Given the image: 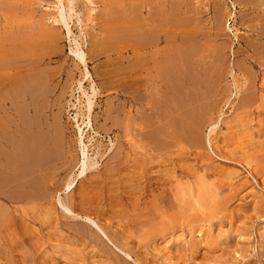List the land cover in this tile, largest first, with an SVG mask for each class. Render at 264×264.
Masks as SVG:
<instances>
[{"label": "bare ground", "instance_id": "bare-ground-1", "mask_svg": "<svg viewBox=\"0 0 264 264\" xmlns=\"http://www.w3.org/2000/svg\"><path fill=\"white\" fill-rule=\"evenodd\" d=\"M3 1H5V0H3ZM45 1L46 0H43V2H45ZM228 1L231 3V5H230L231 8L236 9L235 6H233L236 1H234V3L231 0H228ZM248 1H250V0H248ZM258 1L261 2V0H257L256 2H258ZM38 2L39 1H37V0H20V1L17 0L14 3H12L13 6H11V4L9 5V2L7 4L4 3L5 5L2 7L0 4V56H2L3 53H5L7 55H13L15 60H16L15 65H14L15 68L16 67L17 68L26 67V68L32 69V68H38V67L44 66L43 69L47 73L50 74L49 71L52 68L48 67V65L51 63L52 58L48 57L47 55L39 56L38 54H40L42 52H40L38 50L43 49V47L45 48L47 45L53 44L54 42L58 43V41L63 37V36L61 37L59 35V31H61L62 29L59 31H58L59 28L57 29L58 34L51 33V34L44 36L43 34H44L45 29L43 30L42 28L43 27L47 28L48 26H49V29L50 28L56 29L57 28L56 26L64 28L66 30V36L68 38H70L68 43L71 41V39H72V42L76 43V44L73 43V45L75 46L74 49L71 47L72 49H70V50H71L73 56L78 61L77 67L78 66L83 67V68L81 67L83 70L82 74L80 73L82 76V80L80 79L81 81H79L77 84V85H79L80 89L82 90V81H84V80L88 81L89 80L91 83V81L93 80V79H91L92 76H91V73L89 72V69H88V65H89L90 61L94 60V58H98L99 54H100V56H101V54L102 55L104 54L103 56H105V54H106V56H105L106 59L105 60L101 59L102 62H100V64H99V62L97 63V64H99V66H101L100 67L101 69L98 70V71H100V73L96 74L95 76L99 75L100 77L98 76V78H101V75H102V78L103 79L105 78L107 80L105 82H107V83H108V80L110 79V82L108 84H110V85L112 84L111 85L112 88L115 87L116 83H114L113 81L111 83V80L118 82V84L116 85L117 87H115L116 88L115 96L118 99V106H119L118 109L115 108V111L118 110L117 111V113L119 115L118 119L120 120V121L118 120L120 125L118 127V133H117L118 147L116 148V152H117L116 154H112V155L108 154L107 155V157L109 156V158H108L107 162L105 161L106 163H103L101 165V167L96 165V166H98L96 168V170L95 171L92 170V169H94V165H95L94 162L96 163V161H94V162L93 161H91V162L86 161V159L90 160L88 158V153H87V151L89 149H88L86 143L84 142V139H85L84 138V132H85L84 127L90 126V119H88L86 122L83 121L82 122L83 126L81 124H79L76 120V122L78 123V131H79V133H78L79 134L78 135L79 140L77 139L78 140L77 143H79V147H78L79 148V158H78V161L75 165H77L78 162L81 161V163L78 164L79 168L81 166L80 171L78 173L79 175H83L85 173V171H87V170L89 172L90 171L91 172L89 173V175H85L83 178L80 179V181H81L80 186L76 187L77 184L75 185L74 183H73L74 186H72V181H64L62 179H61L62 182L63 181L64 182L62 184L60 183L58 186H56L55 183L58 180L57 179L58 174L61 171L67 170L68 167L70 168V166L75 167L74 165L72 166L71 165L72 163L70 162V160H68V156L70 155L69 154L70 153V144L68 143V145H64V142L62 141L63 138H60V136L58 135L60 133H58V127H57L58 125L56 123L50 124L49 121L45 120V116L42 119L41 115H39L40 114L39 112L42 109H44L42 107H45L48 104L45 105L42 102L43 104L41 106V102H40V106L38 105L39 108L41 107V110H40L37 108L38 107L36 105L37 103H35V100H34V103H35L34 109H37V111L36 110L35 111L38 114H37V116L34 115L35 118H33V119H32V117H29L26 119V115L24 117V114L29 113V111H30V109L28 107L29 105H27V107H28L27 109H29L27 112V110L25 109L26 108L25 103H27V102H25L24 104L22 103L23 105H25L24 108L18 102L21 109L22 108L25 109V110L22 109V111H25L24 113H22V112H20L21 110L18 107H16L18 110H20L19 112L23 114L21 116V114L18 112L19 116H21L19 118L22 119V117H23V119H26V120H21L22 124L19 123L20 129H19V127L17 129V127L14 124L17 123L16 121L18 119L16 120V118H15V121H14L13 116H11V114H9L11 116L10 119H12V121L14 123V124H12V122H11L10 125H14L15 129L12 130L11 128L6 127V125H5V128H9L11 130L8 131L6 134L4 133L5 135L1 133L3 131L0 132V139L4 140V142H0V183H1L0 184V190L3 191L7 187L6 189L7 190L9 189L11 191L10 192L11 199H10V197H8L9 195H7V194L4 196H7L10 200L13 199L14 202L15 201L16 202L18 201V203L21 202L22 204L19 203V205L15 204V205H10V206H7L6 208H4L5 205H3V207H2L1 206L2 204L0 202V206H1L0 207V245L2 246V248L5 251H7V253L9 252L10 256H12V257L17 256L18 258H16V259L14 258V260L16 262H17V260H19V262H18L19 264H20V262L21 263L23 262V260L21 258H23L25 260L24 262H26V261H28L27 259H29L30 257H31L30 262L31 261L32 262L29 264L34 263V261H35L34 264H59L60 262H63L64 264H77L76 260H78V259L74 258L73 256L72 257L67 256V255H70L69 252H66L62 255V256H64L63 259H60L61 257L58 258L56 256L51 257L48 255V253H45V252H44V254H42V253L40 254L37 252L39 250L40 246H42L44 243L42 238H44V236L46 238L52 237V236H50L51 235L50 231L47 232L48 235L46 236L44 234V232H42V230H44V229L47 230L48 228L51 227V225H54L56 228L57 227L60 228V227L65 226L68 229V234H66V233L65 234H58V235L56 234V236H55V233H53V237L55 239H60V240H63V242L68 243V244L65 243V245H76V244L83 243V244H93V245L98 246V244H101L100 250L103 252V254H105L104 257L107 258L105 260H108L109 255H107L108 251L106 249V246L104 244L103 239L108 240L111 244L118 245V247L120 244L125 245V246H127V250H128L129 244H131V245L135 244L134 245L135 247H140V248H142L144 246L143 249H144V251H146V253L144 255H151L152 259H155L156 255L154 257V255L151 254L152 252L148 248L147 245L152 244L151 242H153V240L155 238H160L162 240H165L167 243L169 241L170 244L167 245L166 248L165 247H163V248H165V249L170 248L171 249L172 252L170 251L168 253V255L172 259H174L176 257L174 264H178L177 257H178L179 250H181V248L184 249L185 247H187L188 249H192L193 251H195V249H194V248H196L195 246L201 240V236H200V238L197 237L198 238L197 239L195 237L197 234L195 235V233L197 231H201L200 230L201 224H203L208 218H210L211 213H214L215 210L222 208V209H224V211H227L230 214L231 209H229V205L227 203L232 201L234 197H236L239 200H243V202L241 203V206H240L241 212H242L243 210L250 208L249 205H251V204H250V202L247 201V197L250 194L256 195L259 192L257 190L259 188V187H257V184H260V186L264 190V165H263V163H264V148H263L264 137H261L260 136L261 134H259V136L261 137L260 140L257 139L256 137H255L256 140L246 139L248 141L244 144L245 148H243V150L247 149V150H245L246 153H244V155H246V156H244V158H246L244 160H246V163L248 165L246 167L247 168V174L245 175L247 180L244 179V181H241V182H239L237 178L241 177V174H243L244 170L240 171V170L235 169L233 167L232 168H229V167L226 168V166H224V165H220V167H218V165L213 164V161H210L209 164H207V166L204 168L203 172L198 175L199 171L196 172L195 168L192 169V167H190V169H189V168L183 167L182 165H178V168H180L179 172L177 171L178 170L177 168L168 169L164 165L163 166L161 165L162 166V167L160 166L161 168L156 169L153 165L154 162L151 161V156H149V154H151V153L159 152V155L161 156L160 159L158 158L159 161H162V160L164 161L167 158V151L169 149H170L169 151H172L173 149L175 150L176 147L173 145H177L180 148V149H178V151H183L185 149L180 143V140L182 141V139H183V141H185L184 140L185 137L182 136V134H180L181 133L180 131H184L183 130L184 128L181 126V128H183V129L182 130L180 129V131H179V128L178 129H176V127L173 128V125H172V127L170 126L172 128L171 131H169L170 128L168 130H165L166 128L162 129V127H165V123L163 121L167 122L168 125L171 124L167 121V118L165 120V117L167 116V114L165 115V113L167 111L165 110V113L163 114V112H164L163 108L158 109L157 106L154 107V105H153V102L155 101V103H156V99L158 100L159 99L158 96L160 97L161 94H162V97H160V98H163L164 96L167 98V96L165 94H167L169 96L168 93H170V92L166 93V91H168V90H172V93L174 95L173 97H175V93H177V91L176 92H175V90L173 91V89H174L173 86L170 87L172 85L171 83H173V82H170L171 85L169 83H167L168 85H170L169 86L170 89H168V90L166 89V91H162L163 89H161V91L159 90L160 95H158V96H157V94L154 95V97L155 96L157 97V98L155 97V99L151 98V96H153V92L150 91L151 85L154 84V83H152L153 77H154V73H152V70L154 68L152 69V67L153 66L155 67V65H152V61H154V59L156 58L154 56L160 53L161 58H160L159 62L161 64L163 59L166 60V57L169 56V55L163 56L162 53L170 54L171 51H174L175 53L172 52V55H173L172 58H174V56L177 57L178 54H180L182 56L184 54V52L187 51L185 49H182V48H184V45L182 46V44L179 45L180 47L182 46V48L178 49L179 46L177 48V45L179 43H182V42H179L177 45L175 44L176 45L175 48L173 47V44L175 43L174 41H176L175 39L172 41L173 43H169V42H171L170 34L172 36L171 39L175 38V36H174L176 34L175 32L176 31L178 32L180 30L178 28L179 30L176 29V31H174L175 28L169 27L173 24V22H171L169 25V18H170L169 15H170L171 11L175 9L177 11H175V12L173 11V12L175 14H177L176 15L177 17L178 16L180 17L181 14L178 12L181 10L180 9L181 6H184V5L186 6V8L183 7L184 10L187 9V10H185L187 12H184V13L187 14L189 11H191L192 13L189 12V14L194 15V16H196V14L197 15L200 14L202 12V10H206V9H199L196 5L193 4L194 3L193 0H52V2L56 4V6H54V8H56V11H54V10H51V11L43 10L42 11L41 10L42 13H40V16L42 15V18L39 20V22L38 21L22 22V18H21L22 15L21 14H24L23 13L24 10L31 9L34 12H36L37 10H39V8L41 9L43 3L41 0L39 3ZM94 2L95 3L98 2L101 5V8H102L101 11L102 12L100 10L99 11L101 12L102 15H100V12L98 15H97V12H96V14L94 13L93 15L98 16L100 18V21H101V22L100 21L99 22L103 23L104 26L100 23L98 24V22L96 21L97 24L100 25L98 28H100L102 25L103 29L101 31H100V29L102 27L99 29V31L97 30L98 32L96 30L93 31V29L91 27V28L86 29L85 33L83 32V34H85V35H82L83 37L85 36V39L84 38L83 39L87 40V43L89 42L88 44H90V46L91 45H96V46L99 45V48H100V50L97 49V51H95V49L97 47H94V51H92V53L95 52V54H92L91 52L88 53V51L86 50L88 53L87 54L83 49V45H84L85 41H83V43L78 42V41H76L77 37L76 38L73 37V28H72L73 23H72V25H70V21L73 22V18L76 17L77 21L80 22L81 16H79L80 14H79V12H77V9H78L77 7H79V5H81L82 7H85L89 10H94V8H93V6L95 4ZM0 3H2V2H0ZM221 3H222L221 0H211L210 5H208L209 9H212V11H214V13H215V15L213 17L216 16L215 18H217V19L220 18L221 20L222 19H226V20L230 19L232 17V15H234L233 14L234 12H232V10H230V9H227V7H226V9L225 8L223 9L222 6H220ZM200 4L201 3H199V5ZM261 4H263V3L261 2ZM187 6L189 9L187 8ZM257 6H258V4H257ZM209 9H208V11H209ZM203 12L205 13V11H203ZM174 13H172V14H174ZM204 13H202V14H204ZM206 13H207V11H206ZM242 13L243 12H241V14ZM32 14H33V12H32ZM172 14H171V17H175V14H174V16ZM186 14H184V15H186ZM189 14H187V15H189ZM187 15H186V17H187ZM190 15H189V17H190ZM254 17H256V14L254 15ZM190 18L193 19L192 16ZM190 18H188L189 21H190ZM257 18L260 20L261 19L260 15ZM94 19H96V18H94ZM174 19L177 21L176 18H174ZM188 19L186 18L187 21H188ZM220 19H218V22ZM75 21L76 20H74V22ZM262 21H263V19H262ZM79 22H77V24ZM193 22L194 21H191L192 24H193ZM81 24H82V21H81ZM181 24H184V23H181ZM258 24L260 25L259 22H258ZM187 25L188 24L186 23L185 26H187ZM195 25H197V23H195L193 25V28ZM174 26L178 27L177 24ZM189 26H191V25H189ZM167 27L170 28V29L168 28L169 33L166 31L167 33H165V34H167V35L169 34V37L167 35L163 34V32H165L164 30H167L166 29ZM183 27H180V28H183ZM172 28H173V30H172ZM184 28H186V27H184ZM197 28H198V26H197ZM199 28H203V27H199ZM262 29H264V28H262ZM83 30H85V29L83 28ZM191 30H192V27H191ZM194 30H192L191 32L195 33ZM45 31L47 32V30H45ZM171 31H174V35ZM206 32H207V30H206ZM180 33H181V31H180ZM183 33H186V35H187V33H190V32H185V30H184ZM183 33H181V34H183ZM41 34L44 36L43 38L41 37ZM200 34H201V30H200ZM184 35L183 36L181 35V36L184 37ZM186 35H185V37H187ZM87 36H88V39H87ZM178 36H180V35H178ZM205 36H207V34ZM182 37H179L180 41H183L185 39V38H183L181 40ZM194 38L196 39L195 34H194V37L191 36V39H194ZM206 38H204V39H206ZM119 39H122L124 41L129 40V43H131L130 40H133L132 42H135V46L132 43L133 45H130V47H123V48H133L132 50H126V51L131 53V55H129L130 57H125L124 54H122V52H123L122 50L120 51L122 54L121 56H118L117 58L116 57L115 58L110 57L111 53L115 52L113 50V48L116 49L115 47L117 45L116 43H113L114 45L116 44L114 46L112 44V40L115 41V40H119ZM194 40H192V41H194ZM250 40L251 39L249 38V41ZM109 41H111L110 43L112 44V46H110V47H109V45H111V44L109 43ZM185 41H187V40L185 39ZM164 42H167L165 44H167L168 46L164 45L166 48H163V47L158 48V46ZM176 42H178V41H176ZM199 42L200 41H198V43ZM108 43H109V45H105ZM120 43L118 44V47H119V45H123L122 42H120ZM193 43L194 44H191V45L195 49L197 47L198 43L197 42H193ZM196 43H197V45L195 46ZM249 43H248V45H249ZM251 43L254 44V42H251ZM125 44H126V41H125L124 45ZM186 45H187V43H186ZM186 45H185V47H186ZM188 45H187V49L189 47ZM126 46H128V45H126ZM132 46H134V47H132ZM198 47H200V46H198ZM249 47L251 48V45ZM261 47H262V45H261ZM176 48H177V50H176ZM194 49H192V50H194ZM29 50L35 51L36 55L34 54L33 56L28 57L29 58L28 63L24 64L26 62L25 59H28L27 55L25 53H27ZM111 50H113V51H111ZM116 50H118V48ZM178 50H180V51H178ZM183 50H184V52H182ZM196 50H197V48H196ZM203 50L204 49H202V50L200 49L198 51H199V53L200 52L202 53ZM176 51H178V52H176ZM36 52L37 53L39 52V53L37 54ZM180 52H182V54ZM192 52H194V51H191V54H193ZM194 53L196 54V52H194ZM235 53H237V52H235ZM195 54H193V55H195ZM185 55H186V52H185ZM162 56H163V58H162ZM170 56H171V54H170ZM176 57L173 60L171 59L172 61L171 60H169V61L166 60V62L163 61V64L167 65V63H168V65H169V63H170V66L171 65L175 66L176 64L180 63V61L178 62V60H180V58L178 57V59H177ZM189 57L192 60L193 56L189 55ZM205 57L204 58L201 57V58H203L205 60ZM170 58H168V59H170ZM181 58H182L181 59L182 62H184L185 60L183 61V59L185 58V56H184V58H183V56ZM186 58L188 59V56ZM161 59H162V61H161ZM176 59H177V62H176ZM187 59H186V62H188ZM190 59H189V62L192 63L190 61ZM174 60H175V63H174ZM207 60H205V61H207ZM171 62H173V63H171ZM2 63H1V65H2ZM116 64H117V66H116ZM180 64H178V65H180ZM182 64L187 65L188 63H182ZM260 64H262V63H260ZM3 65L7 66L6 64H3ZM3 65L0 67L1 68L0 71L1 70L3 72L8 71L9 70L8 67H4ZM165 65H164V68L165 69L167 68L166 69L167 73H166V70H164V68H163L164 72H161L158 69H157V71H159L162 74L164 73V75L167 78L164 75L163 76L161 75V77L156 78L157 75H155L156 76L155 78L157 80L162 79L161 84L164 86L166 85L167 81L163 82V78L168 80V78H170L172 75L171 73H174L172 69H170V70L168 69V65H167V67H165ZM201 66L202 65H200V67ZM3 67L6 69H3ZM64 67L65 66H63V67L60 66L59 70L63 69ZM191 67H192V65H191ZM191 67L189 66L186 70L188 71L189 68H191ZM192 69H194V68H191L190 70L192 71ZM200 69L201 68H199V70ZM174 70H176V69H174ZM201 70H203V69H201ZM207 70H208V68H207ZM157 71L155 72L156 74H157ZM189 72L190 71H188V73ZM207 72L208 71H206V73ZM9 73H11V72H9ZM160 73H158V74H160ZM169 73H170V76H169ZM177 73H178V71H177ZM180 73H181L180 75L182 76L183 71L181 72V70H180ZM5 74L7 75V72ZM173 75H172V77L175 76V78H173L172 81H174V79H176V77L178 79H180L179 75L178 76H176L177 74H175L174 76ZM190 76L191 75H187L188 78L192 79V77H190ZM193 76H195V75H193ZM9 78H10V76H9ZM188 78L186 80L189 82L190 80H188ZM204 78L205 77L203 76V79ZM10 79L14 80L15 77H14V79H12V78H10ZM20 79H22V78H20ZM67 79H68V77H67ZM156 79H154V80H156ZM193 79H196V78H193ZM170 80H171V78H170ZM198 80L199 79H197V81ZM181 81H183V80H181ZM181 81H178V82H181ZM195 81L196 80H194L193 82H195ZM19 82H20V80H19ZM14 83H15V81H14ZM22 83L21 84L16 83V84L23 85ZM93 83H94V81H93ZM174 83H175V81H174ZM181 83H177L176 86H178V85L181 86L180 88H182L181 91L183 93V87L184 86H182L183 84L181 85ZM94 84L91 83L92 87L90 86L92 88L91 89L92 93L90 95L86 96V106L85 107H87L86 109L89 112L91 110H93L92 106L95 105L92 98L95 97V95H98V93H99V91L97 93L98 89H96L93 86ZM197 84L196 85L199 87L200 84L198 82H197ZM206 84H208V83H206ZM263 84H264V82H263ZM13 85L16 86L15 84H13ZM36 85H35V87H36L35 89L38 88ZM113 85H114V87H113ZM155 85H156V83H155ZM25 86L26 85L20 86L21 87L20 88L18 85L17 87H19L20 89H22L24 87V89H25ZM111 86H110V88H111ZM176 86H174V87H176ZM139 87H140V89L142 87H144L145 91L149 92L150 99H147L146 96H144V99H146V100L142 99V97H138V96H140V95H138ZM152 87H153V89H156V91H157V89H160V86L158 84L156 85V87L153 85H152ZM169 87H167V85H166V88H169ZM14 88L15 87H13V90H14ZM53 88H54V86H53ZM10 89L12 90V88H10ZM24 89H22V90H24ZM27 89L29 90L28 86L26 87V91H27ZM51 89L52 88H50L49 90H51ZM83 89H84V87H83ZM101 89L106 90V87L102 88V86H101ZM207 89H208V87L206 88V90ZM81 90H78V91H81ZM142 90H143V88H142ZM252 90L253 91H251V92H253L254 96L257 95L258 91L255 89V86H253ZM18 91H19V89H18ZM18 91H17V89H16V92L13 91L14 93H16L15 95H14V93L11 92V94H13V98L17 96L18 101H20V99L23 100V98L25 100V95L27 93L25 94V91H24V93L19 91L20 94L22 93V95H21L22 98L20 96V99H19L20 94H18L19 93ZM112 91H113V89H112ZM145 91L143 90L140 94H143V92H145ZM181 91H179V92L181 93ZM192 91L191 92L189 91V93H192ZM4 92H6V91H4ZM50 92L52 93V91H50ZM50 92H49V94H50ZM157 92L154 91V94ZM197 92H200L197 94H201V91H197ZM208 92H209V90H208ZM211 92H212V90H211ZM163 93H165L164 96H163ZM33 94L34 93L32 92V95ZM183 94H185V93H183ZM183 94H181V95L176 94V95H179L181 97V96H183ZM205 96H207V94ZM180 97H178V98H180ZM195 97H196V94L193 98H195ZM257 97H258V95H257ZM263 97H264V95L260 96L261 99ZM138 98H141L143 101H145V102H142L139 107L136 106ZM166 98L159 99V100H161L160 102H162V100H164ZM184 98L186 99L185 96H184ZM187 98H192V97L190 95L189 97L187 96ZM200 98H201V96H200ZM141 99H138V100L140 101ZM176 99H177V97H176ZM242 99H243V97H242ZM24 100L22 102H24ZM167 100L169 103V101H170L169 98H167ZM198 100L200 102V99H198ZM7 101H9V100L7 99ZM45 101H46V99H45ZM58 101H59V97H58ZM178 101H181V100L177 99V102ZM186 101L187 100H185L183 102L185 103ZM16 102L17 101L11 102L13 104V107H14V105L17 104ZM46 102L48 103V100ZM201 102H202V100H201ZM203 102H205V101H203ZM11 103H10V105H12ZM110 103L108 104V107L111 106L112 103L111 104ZM165 103H167V102L164 101V104ZM186 103H188V102H186ZM107 104H106V107H107ZM157 104H158V102H157ZM159 105H160V103H159ZM181 105H182V101H181ZM165 106H166V104H165ZM238 106H240V104ZM111 107H110V109L112 110ZM154 108L159 110V111L162 110L163 112L161 111L160 112L161 114H159L158 111H157V113H155ZM207 108H205V109H207ZM0 109H2V108L0 107ZM107 110H105V111H107ZM167 110L172 111V109H170V106H169V109L167 107ZM176 110H178V109H176ZM8 111H10V109ZM35 111H33V113ZM188 111H189V109H188ZM57 112H59V111H57ZM174 112H175V110L173 109V113ZM205 112L202 111L203 114L201 113L202 114L201 116H203V117H201L202 119L204 118ZM259 112H260V110H259ZM88 113L86 114L87 117H89ZM110 113H111V111H110ZM110 113H108V114H110ZM34 114H36V113H34ZM6 115H7V113H6ZM83 115L84 114H82V117H85ZM163 115H165V117ZM56 116L58 117L57 114H56ZM108 116L110 117L111 114L106 115V118H105L106 120H107ZM180 116L181 115L179 113V117ZM184 116H187V114ZM198 116L199 115H197V116H195V118L194 117L193 118L197 120ZM87 117H85V118H87ZM114 117H116V115ZM139 117L142 120H139ZM1 119L2 118H0V120ZM3 120L2 121L5 122V119H3ZM56 120H58V119H56ZM199 120L200 119H198V121ZM175 121H177V120L175 119ZM202 121L200 120V122L203 124V127H204L205 125L203 122L205 120L203 122ZM9 122H10V120H9ZM9 122H7V123H9ZM177 122H176V124H177ZM243 122H241V123H243ZM57 123H58V121H57ZM114 123H116V120ZM114 123L111 124V126L116 125V127H117L118 124H114ZM198 123L199 122H197V124ZM4 124H6V123H4ZM4 124H2V125H4ZM105 124H107V123L105 122ZM16 125H18V123ZM168 125H166L167 128L169 127ZM213 125H212V127H214ZM238 127H240V126H238ZM50 128H53L54 131H52V129H50ZM189 128H190V126H189ZM200 128L202 129V127H200ZM263 128L261 127L262 131H263ZM102 129H104V128H102ZM155 129L157 131H159L158 129H161L160 133L155 131ZM192 129L194 131V128H192ZM60 130L61 129L59 128V132H61ZM177 130L179 132H177ZM108 131L110 132L111 130H108ZM185 131H186V129H185ZM193 131H191V132H193ZM156 132L158 134H160V135H158L159 137L157 136ZM195 132L196 131H194V133ZM254 132H255V130H254ZM155 133H156V135H155ZM194 133L190 134V136H194V137H192L193 139L195 138V136L196 137L199 136L196 134L194 135ZM209 133H210V130H209ZM1 135L3 137H5V139L3 137H1ZM60 135L63 136L62 134H60ZM209 135H208V137H209ZM138 136L141 137L142 140H144V143H142V145H140V143H139L141 141L138 142V139H140V138L137 139ZM190 136L188 134V136H186V138L188 137L190 139ZM241 136H243V135L241 134ZM210 137H209V139H207L205 144H207L209 150H212L213 149V142H212ZM157 138H158V143H156ZM195 140H196V138H195ZM229 140H231V138ZM237 143H239V142H237ZM197 145H196V147H199ZM172 146L174 148H172ZM191 147H193V146H191ZM139 149H141V150H139ZM104 151L100 152V156L103 158L105 156L104 154L108 153V152L104 153ZM225 151L219 149L217 156L219 158H222L223 160H227L230 162L232 161L235 163L237 161L236 154H235L236 157L230 158V157H228V155L230 153L226 154L227 152H225ZM214 157H215V155H214ZM180 158H181V156H180ZM242 158H243V156H242ZM158 159H157V161H158ZM175 159H177V157ZM153 160H154V158H153ZM58 161H62L63 163H61L60 166L54 165ZM240 161H241V159H240ZM243 162H245V161H243ZM202 163H204V162H202ZM185 164H186V162H185ZM238 165H240V164H238ZM242 165L244 167L245 164L242 163ZM187 167H189V166H187ZM193 167H195V166H193ZM188 170H191V171H188ZM177 172H178V174L180 173L178 176H181V177L182 176H190V174H191L190 172H192V173L194 172L195 174L197 173V175L195 177V182L189 181V180H186V181L177 180V177H175V174H177ZM66 174H67V171H66ZM68 174H69V172H68ZM78 174H77V177H78ZM195 174H192V175H195ZM248 175L251 177V179H248ZM79 177H81V176H79ZM172 179H174V180L176 179V183L174 185L171 184ZM52 186H53V190L55 192H57L58 190L59 191H62V190L67 191L69 189H70V191L74 190L76 192H74V195H72L70 197L68 203L64 199H59V197H58V201H54L52 199V192H50V189H52ZM248 187L251 188L250 189L251 191H247V192L244 191L245 193L240 195V193L243 190H246ZM6 189L3 191V193L6 191ZM67 192H69V191H67ZM3 193H2V195H3ZM7 197H3V198L7 199ZM254 198L256 199V201L254 202L255 208L259 209V207H260L261 211L264 212V195L263 194L261 196L257 195V196H254ZM59 208H61L60 216H59ZM232 208H234V207H232ZM233 216L235 218H237L235 215H233ZM247 216L248 215L244 214V215H242L241 218L244 219ZM234 217H232V218H234ZM78 218L81 219V221H79ZM228 218H229V216H228ZM232 218H229L230 224H231ZM71 219L72 220L74 219V221L70 222L69 220H71ZM223 221H224V219H223ZM36 226H38L39 229H37ZM34 228H36L37 231H34ZM111 230H113V231H111ZM52 232H53V230H52ZM241 232L238 233V235L240 237L242 235H244L247 231H246V229H243V231L241 230ZM218 234L223 235V239L229 241L233 237L232 236L233 235V229H231V228L225 229L223 231H220V233H218ZM252 234H253V231L251 230L250 233H248V235L251 236ZM255 235L264 238V231L259 232L258 234L256 232ZM186 236H189V237L187 238ZM203 238L205 239L206 242L208 241L207 240V234H204ZM224 243H226V242H224ZM24 246L26 248H28L27 252L29 253V258H27L28 254H26V251H25L27 249H24V250L22 249ZM134 246L129 247V249L132 250L131 252L133 254L134 253L137 254L136 248ZM244 247H245V245H244ZM65 249H70V247L67 248L65 246ZM71 249L73 250V248H71ZM119 249L122 250L121 247ZM152 249L158 251L154 245H153ZM222 249H224V248H222ZM234 249H235V251L237 250L236 248H234ZM18 250H22V251H18ZM98 250H99V248H98ZM228 250H229V248H228ZM23 251H25V252H23ZM258 251H259V249H258ZM229 252H230V250H229ZM243 252H244V250L239 249L238 254L242 259L244 258L243 254H242ZM7 253H6V255H7ZM224 253H228V251H226ZM224 253L222 255H225ZM130 254H131L130 252L129 253L126 252L125 255H127V258L129 260H132L133 258ZM207 255L209 256L211 254L207 253ZM207 255L205 253L204 256H207ZM256 255H257V258L261 260L263 258V251L256 252ZM117 257L115 256V258H117ZM220 258H222V257H220ZM102 259L103 258H101L97 261H93L92 263L93 264H101L103 262ZM14 260L12 259V261H14ZM140 260H141V258H138V261H140ZM114 263L118 264L116 262H114ZM124 263L130 264V262L127 259L124 260ZM243 263L244 264H251V261L247 260V261H244ZM252 263H254V262H252ZM82 264H84L83 259H82Z\"/></svg>", "mask_w": 264, "mask_h": 264}, {"label": "rangeland", "instance_id": "rangeland-1", "mask_svg": "<svg viewBox=\"0 0 264 264\" xmlns=\"http://www.w3.org/2000/svg\"><path fill=\"white\" fill-rule=\"evenodd\" d=\"M13 1L15 2L17 0H5V1L0 0V2H2V3H0L1 7L5 5L4 3L7 4L8 2H9V5L11 4V6H13V4H12V3H14ZM18 1H20V0H18ZM37 1L40 2V0H37ZM41 1H42L43 5H42L41 9L39 8V10H37L36 12H34L31 9H26V10H24L25 12L23 11L24 14H21L22 17L20 16L22 18V22H32V21H38L39 22V20L42 18V15L40 16V13H42L43 10H47V11L54 10V11H56V8H54V6H56V4L53 3L52 0H46L45 2H43V0H41ZM193 1H194L193 4L196 5L199 9H206V10H202V12L200 13L201 15L200 14H198V15L196 14V16L190 15L189 12L190 13H192V12L188 10L189 12L187 14H189L190 17L192 16L193 19L190 18L189 15L184 13V12H187V11H185L187 9L184 10V8H186L185 5L181 6V8H180L181 10L178 12V13L181 14L180 17L179 16L177 17L176 16L177 14L174 13L175 11H177L175 9L172 10L170 15H169V17H170L169 18V25H170L171 22H173V24H172L173 26L171 25L169 27L175 28L174 31H176V29L177 30L180 29L178 32L177 31L175 32L176 33L175 35H174V31H171L173 33V35L175 36V38L171 39L172 36L170 34L171 42H169V43H173L172 41L175 39L178 42L174 41L175 42L173 44L174 48L176 47V45L179 42H182V43H179L177 45V48H178L179 45L182 44V46L184 45V48H182V46L181 47L179 46L178 49L182 48V49H185L187 51L189 50L188 52L185 51L186 55H185L184 50L182 51V52H184V54L182 55L183 58L185 56V58L183 59V61L185 60L184 62H182V60H181L182 56L180 54L177 53L179 56L178 55H177V57L174 56V58L175 57L177 59H178V57L180 58V60H178V62L180 61V63H181V64L178 63L180 65H178V64L175 65L174 64L175 66H172V65L170 66V63H169V65L167 63L168 69L169 70L172 69L173 72L175 74H177L176 76L179 75V78H180V79H178L176 77L177 80L174 79V81H175V83H174V81H172V79L175 78V76H174L175 74L171 73V72L170 73L172 75L174 74L173 75L174 77H172V75H171V77H170L171 80H170V78H168V80L163 78V82L167 81L166 82L167 87H169L172 84L170 87L173 86V88H174V89L172 88L173 91L174 90H175V92L177 91V93H175V97H173L174 95L172 93V90H168V89H170V87L166 88V85L164 86V85L161 84L162 83V79L161 80L160 79L159 80L156 79V78L161 77V75L162 76L164 75V73L162 74V73L159 72V71L164 72L163 68H164L165 64H163V61L166 62V60H168V61L171 60V59L173 60L174 58H172L173 57L172 52H174V51H171V53L169 52L171 54V56L168 53H162L163 56H168V55L169 56L166 57V60L163 59V61H162V59H161V61H162L161 64L159 62V60L161 58L160 57V53L155 55L154 57H156V58L154 59V61H152V65H155V67L154 66L152 67V69L154 68L152 70V73H154V77H153V81L154 82L152 81V83H154V84H152V85L156 87V85L158 84L160 86V89H157L158 92H159V90L161 91V89H163L162 91H166V89H167L168 91H166V93L170 92V93H168L169 96L167 94H165V93H163V96L165 94L167 96V98H169V100H170L169 103L170 104L172 103V104L170 105L168 103V100H167V98L165 96L163 98H166V99H164V100H162V102H160L161 100H159V99H163V98H160V97H162V94L159 97L158 95H160V92L158 93L156 91V89H153L152 85H151V89H150V91L153 92V96H151V98L155 99L156 96L154 97V95H156V94H157V96L159 98L158 100L156 99V103L153 100L154 101L153 102L154 107L157 106L158 109H160V108L162 109L163 108L164 112L161 110L163 112V114L165 113V110L168 112V113L167 112L165 113V115L167 114L166 117H165V115H163V116L165 117V120L167 118V121L169 123H171V124L168 125L167 122L163 121L165 123V127H162V129L166 128L165 130H168L170 128L169 131H171L172 125H173V128L174 127H176V129L179 128V131H180V129L182 130L184 128L183 129L184 131H180L181 132L180 134H182V136L185 137V139H184L185 141H183V139H182V141L180 139L179 140H180L181 145L185 149L183 151H178V149H180V148L177 145H173V146L176 147L175 150L171 149L172 151H169L170 150L169 149L167 151V158L164 161L163 160L159 161V159L161 157L159 155V152H156V153H151L150 152L151 154H149V156H151V161L154 162L153 165H154V167L156 169H159V168H161L164 165L168 169L177 168L178 169L177 171L179 172L180 168H178V165H182L183 167L189 168V169H190V167H192V169L195 168L196 172L199 171L198 175L203 172L204 168L207 166V164H209L210 161H213V164L218 165V167H220V165H224V166H226V168L227 167H229V168L233 167V168L238 169L240 171L244 170L243 174H241V177L237 178L238 181L241 182V181H244V179L247 180L245 175L247 174V168L246 167L248 165L246 163V160H244V159H246V158H244V156H246V155H244V153H246L245 150H247V149L243 150V148H245L244 144L249 139L256 140V138H257V139L260 140L261 137H264L263 136L264 135V133H263L264 132V128H263L264 127V97L262 99L260 98L261 95H264V84H263V82H264V49H263L264 48V45H263L264 44V29H262V28H264L263 27L264 26V22H263L264 21V0H261V2L263 4H261L260 1H258L259 3L256 2L257 0H250V1L245 0L246 2L244 0H239V1L238 0H231V1H233V3H234V1H236L235 4L233 5V6H235L236 9H232L231 8V6H230L231 3L228 0H221L222 3H221L220 6H222L223 9L224 8L226 9V7H227V9L232 10V12H234L233 13L234 15H232V17H231L232 19L230 18V19H227V20L226 19H222L221 20L220 18H218V19H220L219 22H218V19L215 18L216 16L213 17L215 15L214 11H212V9H209L208 5H210L211 0H199V1L198 0H193ZM198 2L201 3V4L199 5ZM257 4H258V6H257ZM77 8H78L77 12H79V14H80L79 16H81V17H80V22L77 21L76 17L73 18V22L70 21V25H72V23H73V26H72V28H73V37H75V38L77 37L76 41H78V42H82L83 43V41H85L84 45H83V49H84V51L86 53H87V51H88V53H90V52L92 53V51H94V47H97L95 49V51H97V49L100 50L99 45H97V46L96 45H91L90 46V44H88L89 42L87 43V40H84L85 36L83 37L82 35H85V34H83V32L85 33L86 29H88V28L92 27L93 31H95V30L99 31V29L102 27L103 23H100L101 22L100 18L98 16H94L93 15L94 13L96 14V12H97V15L99 14V12L102 10L101 5L98 2L95 3L94 6H93L94 10H89V9H87L85 7H82L81 5H79V7H77ZM187 8H188V6H187ZM208 9H209V11H208ZM203 11H205V13ZM206 11H207V13H206ZM32 12H33V14H32ZM101 12H100V15H102ZM241 12H243V13L241 14ZM172 13L175 14V17H171ZM202 13H204V14H202ZM174 14H172V15L174 16ZM184 14H186L187 17ZM255 14H256V17H254ZM258 14L260 15V18H261L260 20L257 18L259 16ZM94 18H96V19H94ZM174 18H176L177 21ZM186 18L187 19L190 18V21H189V19L187 21ZM262 19H263V21H262ZM74 20H76V21L74 22ZM81 21H82V24H81ZM96 21L98 22V24L99 23L102 24L100 28H98L100 25H98ZM191 21H194L193 24L191 23ZM226 21L227 22L229 21V22L227 23ZM77 22H79V23L77 24ZM258 22L260 23V25L258 24ZM181 23H184V24H181ZM186 23L188 24L187 26H185ZM195 23H197V25H195L194 28H193V25ZM176 24L178 25V27L174 26ZM189 25H191V26H189ZM183 26L186 27V28H184ZM197 26H198V28H197ZM56 27H55L56 29H54V28H50L49 29V26L47 28L43 27L42 28L43 30L44 29L47 30V32L44 30V34L43 35L46 36V35L51 34V33L58 34V31L62 29L64 32L62 30L59 31V35L61 37L62 36L63 37L58 41V43L54 42L53 44L47 45L45 48L43 47V49L38 50V51H40L42 53L38 54L39 52L38 53L36 52L39 56L47 55L48 57L52 58L51 63L48 65V67L52 68L49 71L50 74L47 73L43 69L44 66H41V67H38V68H32V69H29V68H26V67H22V68H17L16 67L15 68L14 65H15L16 60H15L13 55H7V54L3 53L2 56H0V67L3 64H6L7 66H4V65L3 66L4 67H8V69H9L8 71L11 72V73H9L8 71H5V72H3L2 70L0 71V73L2 72L0 74L1 75L0 76V87H1L0 88V101H1L0 102V107L3 109V110L0 109V118H2L0 120V122H1L0 123V129H1L0 132L3 131L1 133L2 134H4V133L6 134L11 129L14 130L15 126L17 127V129H18V127L20 129V124H22L21 120H26L29 117H32V119H33V118H35L34 115L37 116V114H38L36 112L37 109H34V104L35 103H37L36 104L37 106L38 105L40 106V102H41V106H42L43 103L45 105L48 104L47 106H45L46 108L42 107V108H44V109H42L43 111L41 110V107L40 108H39V106L37 107L38 109L41 110L39 112L40 113L39 115H41L42 119L45 116V120L49 121L50 124H53V123L55 124L56 123L58 125L57 126L58 127V133L62 134L63 136H61L60 134H58V135L60 136V138H63L62 141L64 142V145H68V143L70 144V153H69L70 155L68 156V160H70V162L72 163L71 164L72 166L73 165L75 166V167H71L70 166V168L68 167L67 170L61 171L58 174V176H57L58 180L56 181L55 185L58 186L60 183L62 184L64 181H72V186H74V184L75 185L77 184L76 185V187H77V186L81 185L80 179L83 178L85 175H89V173L91 172V171L89 172L87 170V171H85V173L83 175H79L78 173L80 171L81 166L79 168L78 164L81 163V161L78 162V164H77L78 166L75 165L77 163V161H78V158H79V148H78L79 147V143H77L78 140H79L78 123L83 126L82 122L83 121L86 122L88 119H90V126L84 127V131H85L84 132V138H85L84 142L86 143V145H87V147L89 149L87 151V153H88V158L90 160L86 159V161H89V162L96 161V163L94 162L95 165H94V169H92V170L95 171L98 166L101 167V165L103 163H106L108 158H109V156L107 157L108 154L112 155V154H116L117 153L116 152V148L118 147L117 133H118V127L120 125V123H119L120 120L118 119L119 118V115L117 113L118 110L115 111V108L116 109L119 108L118 99L115 96V94H116V91H115L116 88L115 87H117L116 85L118 84V82H116L114 80H111V83H112V81L114 83H116L115 87L113 85V87L115 88L114 89L111 86L112 84L111 85L108 84L110 82V79L108 80V83H107V82H105L107 80L105 78L103 79L101 74H100L101 78H98L99 75L95 76L96 74L100 73V71H98L99 69H101L100 68L101 66H99V64H100V62H102L101 59L102 60L106 59V57H105L106 54H105V56H103L104 54L103 55L101 54V56L99 54L100 58L99 57L98 58H94V60H91L92 62L90 61L89 65H88V69H89V72L91 73V76H92L91 79H93L91 81V83L92 84L95 83L93 86L96 89H98L97 93L99 91L98 95H95V97L92 98L95 105L93 104L94 105V106H92L93 110H91L90 111L91 113H90L86 109L87 107H85V106H86V96L90 95L92 93L91 92V89H92L91 87L92 86H91V83H90L89 80L88 81H86V80L82 81V90L80 89L79 85H77L78 82L82 80L81 74H82V71H83L82 70L83 67L82 66H78L77 67V62L78 61L73 56V54H72V52L70 50L72 48L74 49L75 46L73 45V43L74 44H76V43L72 42V39L68 43L70 38H68L66 36V30L64 28L59 27V26H56ZM169 27L166 28L167 30H164L165 31V32H163L164 35H167L165 33L168 32V28ZM180 27H183V28H180ZM191 27H192V30L195 29L194 30L195 33L191 32L192 31ZM199 27H203V28H199ZM83 28L85 30H83ZM173 28H172V30H173ZM57 29H58V31H57ZM102 29H103V27L100 29V31ZM184 30H185V32H190V33H187V35H186V33H183ZM200 30H201V34H200ZM206 30H207V32H206ZM180 31L183 34H181ZM184 34L187 37H185ZM194 34L196 36V39L194 38L195 40L191 39V36L194 37ZM204 34L205 35L207 34V36H205ZM43 35L41 34L42 38L44 37ZM178 35H180V36H178ZM181 35L182 36L184 35V37H182ZM167 36L169 37V34ZM179 37H182L181 40L183 38H185L187 41H185V39L183 41H180ZM204 38H206V39H204ZM249 38L251 39L250 41H249ZM87 39H88V36H87ZM192 40H194V41H192ZM125 41H126V44L124 45ZM125 41L122 40V39L115 40V41L112 40V44L116 43L117 45L115 44L116 45L115 48L116 49L118 48L119 51L113 48V50L115 52L114 53L112 52L113 54L111 53L110 57H112V58L116 57L117 58L118 56H121L122 54H124L125 57H130L129 55H131V53L126 51V50H132L133 48H123V47H130V45H133V44L135 46V42H132L133 40H130L131 43H129V40H125ZM198 41H200L199 43L201 45L198 43ZM248 41L250 43L254 42V44H252V43L250 44ZM110 42L111 41H109V43ZM120 42H122L124 46L123 45H119V47H118V44ZM193 42H197L198 43V45H197V43L195 44V46L197 45V47H196L197 50H196V48L194 49L192 47L191 44H194ZM247 42L249 43V45H248ZM109 43L105 44V45H109ZM165 43H167V42H164V43L160 44L158 46V48H162V47L166 48L164 45H166V46H168V45L165 44ZM186 43H187V45L190 43L188 46L189 47L191 46L192 48L188 47V49H187ZM112 44L109 45V47L112 46ZM126 45H128V46H126ZM185 45H186V47H185ZM250 45H251V48L249 47ZM254 45L257 48L259 47L258 48L259 50ZM261 45H262V47H261ZM134 46H132V47H134ZM198 46H200V47H198ZM177 48H176V50H177ZM192 49H194V50H192ZM200 49L201 50L204 49L203 52H202L203 54L201 52L199 53L198 50H200ZM113 50H111V51H113ZM121 50L123 51L122 54L120 52ZM178 51H180V50H178ZM178 51H176V52H178ZM191 51L196 52L197 55L194 52H192V53L195 54V55L191 54ZM182 52H180V53L182 54ZM235 52H237V53H235ZM25 54L27 55V58H28V57L33 56L35 54V51L29 50ZM92 54H95V52H93ZM188 54L190 56H193L192 60L190 59ZM163 56H162V58H163ZM187 56H188V59L186 58ZM201 57H203V58L205 57V60H207V59L208 60L205 61ZM168 58H170V59H168ZM177 59H176V62H177ZM186 59L188 60V62H186ZM189 59H190V61L192 63L189 62ZM25 60H26V62L24 64H27L29 58L25 59ZM98 62H99V64H97ZM1 63H2V65H1ZM171 63H173V62H171ZM174 63H175V60H174ZM182 63H188V64L190 63L192 65V67H191L190 64L189 65L188 64L187 65L186 64L183 65ZM260 63H262V64H260ZM167 65H165V67H167ZM200 65H202V66L200 67ZM60 66L61 67L65 66V67L63 69L59 70ZM116 66H117V64H116ZM189 66L191 68H194V69H192V71L190 70L191 68H189V70H188L192 74L190 72L188 73V71L186 70ZM4 67H3V69H6ZM173 68L176 69L178 71V73ZM199 68L203 69L204 71L201 70V69L199 70ZM207 68H208V70H207ZM157 69L159 71H157ZM166 69L164 68V70H166ZM179 69L181 70V72L183 71V73H182L183 75L182 76L180 75L181 73H180ZM156 71H157V74L155 73ZM206 71H208V72L206 73ZM6 72H7V75L5 74ZM158 73H160V74H158ZM166 73H167V70H166ZM170 73H169V76H170ZM8 75L12 79H14V77H15V79L11 80ZM155 75H157V77ZM187 75H191L190 77H192V79L188 78L189 76L187 77ZM193 75H195V76H193ZM202 75L205 77L204 79H203ZM67 77H68V79H67ZM20 78H22V79H20ZM187 78H188V80H190L189 82L191 84L186 80ZM193 78H196V79H193ZM154 79H156L157 81L154 80ZM197 79H199V80L197 81ZM19 80H20V82H19ZM181 80H183V81H181ZM194 80H196L200 84L199 87L197 86L198 84H197L196 81L193 82ZM14 81H15V83H14ZM93 81H94V83H93ZM178 81H181L182 83L178 82ZM170 82H173V83L170 84ZM205 82L208 83V84H206ZM16 83H20V84L22 83L23 85H26L25 89H24V87L22 88L24 90L20 89L21 88L20 86H23V85L16 84ZM155 83H156V85H155ZM167 83H169L170 85H168ZM177 83H181V85L183 84L182 85V86H184L183 87V93H185V94L182 93V91H181L182 88H180L181 86H179V85H178L179 87L176 86ZM13 84H15L16 86H14ZM18 85H19L20 88L17 87ZM35 85L38 87L37 89H35L36 88ZM12 86L15 87V88L17 87L16 88L17 91L19 89L20 92L24 93V91H25V94L27 93L25 95V100L23 98L24 102H22L23 100L20 99V96L22 95V93L20 94L19 91H18L19 92L18 94H20L19 95L20 101H18L17 96L13 98V94H11V92L12 93L16 92V89L14 88V90H13ZM27 86L29 87V90L27 89L28 92L26 91V87ZM53 86H54V88H53ZM101 86H102V88L106 87V90L105 89H101ZM110 86L113 89V91L110 88ZM174 86H176V87H174ZM253 86H255V89L258 91V93H257L258 97H257V95L254 96L253 92H251V91H253L252 90ZM83 87H84V89H83ZM207 87H208V89L206 90ZM10 88H12V90ZM50 88H52L53 90L52 89L49 90ZM142 88L145 91L144 87H142ZM142 88L140 89V87H139L138 95H140V96H138V97H142V99H144V96H146L147 99H150V97H149L150 94H149L148 91H145L146 93L143 92L144 95L140 94L143 91ZM195 89L197 91H201V94H197V93H200V92H197ZM210 89L212 90V92H211ZM78 90H81V91H78ZM153 90L155 92H157V93L154 94ZM208 90H209V92H208ZM4 91H6V92H4ZM50 91H52V93ZM179 91H181V93ZM189 91L190 92L192 91L193 94L189 93ZM32 92L35 95L34 94L32 95ZM49 92H50V94H49ZM15 94L16 93H14V95ZM176 94H180V95L183 94V96L180 97L179 95H176ZM189 94L191 95L192 98H187V96L188 97L190 96ZM195 94H196V97L193 98L195 96ZM206 94H207V96H205ZM184 96L186 97V99L184 98ZM200 96H201V98H200ZM58 97H59V101H58ZM176 97H177L178 100L182 101V105H181V101H178L179 103L177 102ZM178 97H180V98H178ZM242 97H243L244 100L242 99ZM21 98H22V96H21ZM181 98L182 99L184 98V99L182 100ZM7 99L9 101H7ZM45 99H46V101L48 100V103L45 101ZM138 99H141V98H138ZM138 99H137V105L136 106L139 107L141 105V103L145 102V101H143L142 99L139 101ZM198 99H200V102H199ZM34 100H35V103H34ZM144 100H146V99H144ZM185 100H187L186 102H188V103L185 102L186 103L185 104L183 102ZM201 100H202V102H201ZM14 101H17L16 102L17 104L14 105V107H13V104L11 102H14ZM164 101L167 102L165 104L168 107V109H169V106H170V109H172V111L171 110H167V107L165 106ZM203 101H205V102H203ZM18 102L22 105L23 108L26 105L25 109L27 110V112L30 109L29 113L24 114V117L26 115V119H23V117H22V119L19 118V117H21L23 115L22 113H24L25 111H22L23 108L21 109V107H20ZM25 102H27V103H25ZM108 102L112 103V104L110 103L112 107L111 106L108 107V104H109ZM157 102H158V104H157ZM10 103L12 105H10ZM22 103L23 104L25 103V105H23ZM159 103H160V105H159ZM194 103L195 104L197 103L196 104L197 106ZM106 104H107V107H106ZM239 104H240V106H238ZM27 105H29L28 106L29 109H27L28 108ZM51 105L52 106L54 105V106L52 107ZM16 107H18L21 111L18 110ZM110 107L112 108V110L110 109ZM204 107L205 108L208 107V108L205 109ZM8 108L10 109V111H8L9 110ZM187 108L189 109V111L190 110L191 111L189 112ZM25 109H23V110H25ZM173 109L175 110L174 113H173ZM176 109H178V110H176ZM105 110H107V111H105ZM259 110H260V112H259ZM19 111L22 112V113H20ZM33 111H35L34 113H36V114H34ZM57 111H59V112H57ZM110 111H111V113H110ZM157 111H158L159 114H161L160 113L161 111H159L157 109H155L154 112L157 113ZM202 111L203 112L206 111L205 114H204V118H203L205 121L201 118V117H203V116H201L203 114ZM18 112L21 114V116H19ZM107 112L110 113L111 116L110 117L108 116V118L106 120L105 119L106 115H110ZM6 113H7V115H6ZM87 113L89 114V117H87V115H86ZM179 113H180V115L182 117L181 116L179 117ZM9 114H11V116H13V118H14L13 120L14 121H15V118H16V120L18 119L16 121L18 123V125H16L17 123H15V124L13 123L12 119H10L11 116ZM56 114L58 115V117L56 116ZM82 114H84L83 116H85L87 118L82 117ZM186 114H187V116H184ZM196 114L199 115L197 117V120L194 119L195 116H197ZM115 115H116L117 118L114 117ZM3 119H5V122H3L4 121ZM56 119H58V120H56ZM175 119L178 122L175 121ZM198 119H200L201 121L202 120L204 121V122L202 121L204 123V125H205L204 127H203V124L200 122V120L198 121ZM9 120H10V122H9ZM76 120H77L78 123L76 122ZM115 120H116V123H114ZM139 120H142V119L139 117ZM57 121H58V123H57ZM104 121L107 124H105ZM7 122H9V123H7ZM11 122L15 126L14 125H10ZM176 122H177V124H176ZM197 122H199V123L197 124ZM241 122H243V123H241ZM4 123H6V124H4ZM113 123L114 124H118L117 127H116V125L111 126V124H113ZM2 124H4V125H2ZM5 125H6V127H9L11 129L5 128ZM166 125H168L169 127L167 128ZM212 125L214 127H212ZM237 125L240 126L241 128L238 127ZM181 126L183 128H181ZM189 126H190V128H189ZM199 126L202 127L203 130ZM191 127L194 128V131H196L195 133H194V131H193V129ZM242 127L243 128L245 127V128L243 129ZM261 127L263 128V131H262ZM59 128L61 129L60 130L61 132H59ZM102 128H104V129H102ZM50 129H52V131H54L53 128H50ZM185 129H186V131H185ZM108 130H111V131L109 132ZM158 130L159 131H157L155 129V131L160 133L161 129H158ZM209 130H210V133H209ZM254 130H255L256 133L254 132ZM179 131L177 130V132H179ZM191 131H193V132H191ZM156 133H155V135H156ZM192 133H194V135L195 134L199 135L198 137L195 136L196 140H195V138L194 139L192 138L194 136H190V134H192ZM188 134L190 136V139L188 137L186 138V136H188ZM241 134L243 136H241ZM259 134H261L260 135L261 137L259 136ZM158 135H160V134L157 133V136ZM208 135H209V137L211 136L210 138H211V140L213 142V149L212 150H209L207 144H205L207 139H209ZM1 137H3V136L1 135ZM3 138L5 139V137H3ZM138 138H140V139H138ZM230 138H231V140H229ZM137 139H138V142L141 141V142H139L140 145H142V143H144V140H142L141 137L138 136ZM246 139H248V140H246ZM0 142H4V140L0 139ZM237 142H239V143H237ZM156 143H158V138H157ZM196 145L199 146V147H196ZM173 146H172V148H174ZM191 146H193V147H191ZM263 148H264V143H263ZM219 149H221L223 151L226 150L225 151V152H227L226 154L230 153L228 155V157H230V158L237 156L236 157L237 161L234 163L232 161L230 162V161H227V160H223L222 158H219L217 156V153H218ZM139 150H141V149H139ZM103 151H104V153L108 152L107 154H104L105 155L104 158L100 156V152H103ZM235 154H236V156H235ZM214 155H215V157H214ZM180 156H181V158H180ZM242 156H243V158H242ZM176 157H177V159H175ZM153 158H154V160H153ZM157 159H158V161H157ZM240 159H241V161H240ZM242 160L245 161V162H243ZM185 162H186V164H185ZM202 162H204V163H202ZM61 163H63V162L62 161H58L54 165H59L60 166ZM242 163L245 164L244 167H243ZM238 164H240V165H238ZM96 165H98V166H96ZM263 165H264V163H263ZM187 166H189V167H187ZM193 166H195V167H193ZM69 170L70 171L72 170V171L70 172ZM66 171H67V174H66ZM188 171H191V170H188ZM68 172H69V174H68ZM178 172H177V174H175V177H177V180H179V181L189 180V181H194L195 182V177H196L197 173L195 174L194 172L193 173L190 172L191 173L190 176H182L181 177V176H178L180 174V173L178 174ZM77 174H78V177H77ZM192 174H195V175H192ZM79 176H81V177H79ZM61 179L64 180V181L62 182ZM248 179H251V177L249 175H248ZM175 183H176V179L175 180L172 179L171 184L174 185ZM257 187H259L257 189L259 192L256 195L250 194L247 197V201L250 202V204H251V205H249L250 208H247L246 210H243L241 212L240 206H241V203L243 202V200H239L236 197H234L232 201L227 203L229 205V209H231L230 214H229V212L224 211V209H222V208H219V209L215 210L214 213H211L210 214L211 215L210 218H208L203 224H201V227H200L201 231H197L195 233V235L197 234L195 236L196 238L197 237L200 238V236H201L200 242L197 243V245L195 246L196 248H194L195 251H193L192 249H188L187 247H185L184 249L181 248V250H179L178 257H177L178 264H216V263L217 264H244L243 262L247 261V260L251 261V264H264V238L255 235L256 232L258 234L259 232H263L264 231V212L261 211L260 207H259L260 210L256 209L255 208V204H254V202L256 201L254 196H257V195L261 196L262 194L264 195V192H263L264 190L260 186V184H257ZM250 189L251 188L248 187L246 190H243L240 193V195L244 194L247 191H251ZM3 191L0 190V202L2 204L1 205L2 207H3V205H5L4 208H6L7 206H10V205H15V204L19 205V203L22 204L21 202L18 203V201L14 202L13 199L10 200L11 199V197H10V195H11L10 192L11 191L9 189L8 190L6 189V191L4 193H3ZM67 191H69V192H67ZM67 191H64V190L59 191L58 190L57 192H55L53 190V186H52V189H50V192H52V199L54 201H58V197H59V199H64L68 203L70 197L72 195H74V192H76V191H74V190L70 191V189L67 190ZM1 192L3 193V195H2ZM6 194L9 195L8 197H10V199L7 196H4ZM2 196L3 197H7V199L3 198ZM232 207H234V208H232ZM60 210H61V208H59V216H60V213H61ZM244 214H246L248 216L243 219L241 217ZM233 215H235L237 218H235ZM228 216H229V218L234 217V218L231 219V224L229 223L230 219L228 218ZM223 219H224V221H223ZM69 221L72 222V221H74V219L73 220L71 219ZM79 221H81V219H79ZM36 228L39 229L38 226H36ZM36 228H34V231H37ZM230 228L233 229V235H232L233 237H232L231 240L227 241V240L223 239V235H219L218 234V233H220V231H223L225 229H230ZM243 229H246L247 232L246 233L244 232L245 234L240 237L238 235V233L241 232V230L243 231ZM52 230H53V232H52ZM251 230L253 231V234H252L253 236L252 235L251 236L248 235V233H250ZM48 231L51 232L50 236H52V237L51 238H48V237L46 238L44 236V238H42L44 243H43L42 246H40V248H39L40 251L38 250L37 252L40 253V254L41 253L44 254V252H45V253H48V255L51 256V257H55V256L58 257V258L61 257L60 259L64 258V256H62L64 253L69 252L70 255H67V256H71V257L73 256L74 258L78 259V260L75 259L77 261V264L78 263L82 264V259H83L84 264H93L92 263L93 261H97V260H99L101 258H103L102 259L103 262L101 264H115L114 262H116L118 264H125L124 263L125 259H127L130 262V264H174L175 263L174 261L176 259V257L174 259H172L168 255V253L171 251L170 248L169 249H165L166 246L170 244L169 241L167 243L165 240H162L160 238H155L153 240V242H151L157 248L158 251L152 249L153 248L152 244L147 245L148 248L152 252L151 254H153L154 257L156 255L155 259H152L151 255H144L146 253V251H144V249H143L144 246L142 248H140V247H135L134 246L135 244H132V245L129 244L128 245L129 247L134 246L136 248V253L137 254H135V253L133 254L131 252L132 250H130L129 247H128V250H127V246H125V245H121L120 244L119 247H118V245L111 244L108 240L103 239L104 244L106 246V249L108 251L107 255H109L108 256L109 257L108 260H105L107 258L104 257L105 254H103V252L100 250L101 244H98V246L97 245H93V244H83V243L76 244V245H65L66 242H63V240H60V239H55L53 237V233H55V236H56V234L57 235L58 234H65V233L68 234V229L65 226L64 227H60V228H58V227L56 228L54 225H51V227L48 228L47 230H45V229L42 230V232H44V234L46 236L48 235L47 234ZM111 231H113V230H111ZM204 234H207V240H208L207 242L203 238ZM186 237L188 238L189 236H186ZM224 242H226V243H224ZM66 244H68V243H66ZM244 245H245V247H244ZM65 246L67 248L70 247V249H65ZM120 247L122 248V250L119 249ZM163 247H165V248H163ZM71 248H73V250ZM98 248H99V250H98ZM222 248H224V249H222ZM228 248H229L230 252H229ZM234 248H236L237 250L235 251ZM22 249L23 250L27 249L25 251H26V254H28L27 258H29V253L27 252L28 248H26L24 246ZM239 249L244 250V252L242 253L243 257H244L243 259L238 254L239 253ZM258 249H259V251H258ZM18 251H22V250H18ZM25 251H23V252H25ZM226 251H228V253H224ZM260 251H263V258L261 260L258 259L257 255H256V252H260ZM126 252L127 253H129V252L131 253L130 255L133 258L132 260H129L127 258V255H125ZM222 252L225 255H222L223 254ZM6 253H7V251H5L2 248V246L0 245V264H19L18 263L19 260H17V262L14 260V258L15 259L18 258L17 256L12 257V256H10L9 252L7 253V255H6ZM205 253H206V255H207V253L211 254V255L204 256ZM115 256L116 257L118 256V257L115 258ZM220 257H222V258H220ZM138 258H141V260L138 261ZM12 259L15 262L12 261ZM21 259L23 260V262L25 261L23 258H21ZM27 260L29 262L26 261V262H24L25 264H29V263L32 262V261L30 262L31 257L29 259H27ZM252 262H254V263H252ZM22 263L20 262V264H22ZM34 263H35V261H34ZM34 263H32V264H34ZM59 264H64V263L60 262Z\"/></svg>", "mask_w": 264, "mask_h": 264}]
</instances>
